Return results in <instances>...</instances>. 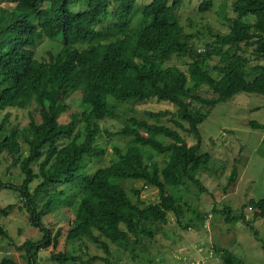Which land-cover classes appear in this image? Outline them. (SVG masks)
<instances>
[{"label":"trees","instance_id":"1","mask_svg":"<svg viewBox=\"0 0 264 264\" xmlns=\"http://www.w3.org/2000/svg\"><path fill=\"white\" fill-rule=\"evenodd\" d=\"M6 2L13 7L0 23V115L6 112L0 134L9 123V109L36 107L30 123L21 129L13 127L9 135L0 137V154L7 153L13 163H19L25 177L19 187L0 182V190L18 191L31 225L44 233L42 241L29 240L19 247H24L30 264H37L33 250L57 245L60 232L52 235L43 226L42 218L54 209L52 191L61 193L64 201L69 197L57 190L58 186L67 185V191H73L71 197L75 198L66 200L75 215L66 238H91L107 255L111 254L108 241L134 252L141 239L153 237L150 225L166 223L170 214L181 222L184 210L167 188L182 187L185 180L200 185L196 174L211 162L209 153L200 152V125L208 112L204 110L239 92L264 95V0H235L232 7L236 17L226 19L230 23L229 33L211 34L215 43L207 45L205 53L196 50L181 23L179 11L185 0H149L141 5L138 0H89L81 10L74 9L77 0H0V4ZM211 8L212 0H205L198 12ZM138 9L143 26L131 32L130 20ZM2 14L5 9L1 7ZM57 38L62 43L56 53L38 56L36 49L41 43ZM248 48H252V59L247 56ZM186 55L191 57L187 70L171 64ZM215 58L218 63L211 66ZM252 60L256 63L252 64ZM203 86L216 96L205 98L200 93ZM71 91L81 92L85 109L71 114L70 121L63 124L59 116L68 110L66 100ZM109 98L119 103H142L154 98L175 104L178 114L164 110L146 115H173L178 129L193 134L197 143L189 146L179 130L131 117L129 124L116 133L130 138L131 144L124 152L115 149L117 159L110 166L88 173V159L105 155V150L97 146L102 131L99 123L117 116L110 108ZM249 125L264 130L262 124ZM155 135L172 139L173 143L163 145ZM138 145L169 158L163 167L147 163L145 151ZM39 160L42 161L38 176L32 164ZM38 177L42 178L39 191L51 188L42 206L36 203L38 191L32 196L29 187ZM238 177L235 165L226 191L235 187ZM122 180H141L146 187H155L158 203L145 205L137 190L133 192L137 198L133 203L120 185ZM249 207L256 218H264V200L250 201ZM1 214L7 215V210ZM222 214L228 221L234 219L229 208ZM239 216L264 249V240L243 212ZM95 231L107 240H100ZM0 236L9 238L1 225ZM221 257L228 264L241 263L229 251ZM53 259L62 264H81L78 256L66 252L53 254ZM103 259L109 262L108 257ZM0 264L19 263L5 256Z\"/></svg>","mask_w":264,"mask_h":264},{"label":"rangeland","instance_id":"2","mask_svg":"<svg viewBox=\"0 0 264 264\" xmlns=\"http://www.w3.org/2000/svg\"><path fill=\"white\" fill-rule=\"evenodd\" d=\"M75 10L85 9L89 0H77ZM149 0H138L139 4ZM205 0H185L184 6L179 11L181 23L186 30V35L197 51L205 53L207 45H214L215 39L211 34L229 33L230 23L228 18H235L232 4L235 0H212V8L206 12H198L199 5ZM137 4V7H140ZM5 9V14L0 15V23L4 16L11 13L10 3L0 4ZM251 20V19H250ZM143 26L141 12L136 10L130 20V31L134 32ZM62 43L60 38L48 40L40 44L36 53L45 56L48 52L56 53ZM248 57L252 59V48H248ZM191 63V57H177L171 64H176L187 70ZM218 63L215 58L211 66ZM256 63L255 60L251 62ZM200 93L207 99H212L216 94L203 86ZM68 110L59 116L61 123L70 121V115L82 113L85 109L82 105L80 91H71L66 100ZM109 105L116 113L115 119H107L100 122L101 134L97 140V146L105 150V155L99 159H88V173L92 174L99 168L110 166L116 161L115 149L124 152L131 144L128 137L117 136L131 117L145 121L150 125H163L179 130L189 146L197 143L193 134L178 129L172 121L173 115L150 118L146 112H158L170 110L178 114L179 107L171 102H157L154 98L142 103H119L109 98ZM35 105L26 110L9 109L10 120L5 131L0 137L10 134V129H21L31 121V114L35 111ZM205 108H202V110ZM207 118L200 125V133L203 139L201 154L209 153L211 162L206 168L196 174L200 185L185 180L182 187H169L167 191L175 196L184 210L181 222L175 214L167 216L166 223L150 225L153 232L151 239H141L140 245L134 252L125 250L122 246L109 242L111 254L107 255L98 242L84 237L78 240H68L66 232L71 220L74 219V208L69 206L66 200H74L73 191H67L68 187L58 186L57 190L64 191L69 196L65 201L61 193L53 192V211L42 218L44 227L52 231V235L60 232L57 245L51 244L47 248L33 250L37 264H62L53 259V254L66 252L80 258L81 264H228L221 257L224 251L231 252L239 258V264H264V249L261 242L256 239L253 232L240 219L243 212L245 218L253 226L258 237L264 240V218H256L255 211L249 207V202L264 200V130L252 129L250 122L264 125V95L259 93L239 92L230 100L218 104L213 108L204 110ZM6 112L0 115V125ZM36 119L39 115L33 114ZM187 127V124H186ZM143 132V131H142ZM163 145L173 143L172 139L162 135L154 136ZM27 145L24 144L26 156ZM143 153L145 162H155L163 167L167 161V154H158L150 147L137 146ZM151 158V160L149 159ZM238 160V163H235ZM39 160L32 164V168L39 176ZM238 167L239 177L235 187L225 190L229 175L234 166ZM24 174L19 163L13 160L7 153L0 154V182L6 185L19 187L24 181ZM42 178L38 177L30 184V193L38 191L36 201L38 206L45 204L46 197L51 188L38 190ZM120 185L126 190L133 203L136 197L133 192H139V200L145 205L158 203V192L153 186L146 187L141 180H122ZM56 188V187H55ZM51 192V193H52ZM63 201V202H61ZM57 204V205H56ZM56 205V206H55ZM9 208H12L9 210ZM24 204L18 191L0 190V225L8 232L9 238L0 236V260L5 256L15 259L19 264H30L27 253L22 247L27 241L40 242L44 233L31 225L30 216L23 210ZM231 211V221H228L222 211ZM7 210V215L1 214ZM203 218V221H202ZM188 226V228H186ZM100 240H107L95 231ZM108 257V261L104 260ZM64 264H73L69 261Z\"/></svg>","mask_w":264,"mask_h":264},{"label":"built area","instance_id":"3","mask_svg":"<svg viewBox=\"0 0 264 264\" xmlns=\"http://www.w3.org/2000/svg\"><path fill=\"white\" fill-rule=\"evenodd\" d=\"M195 264H201L200 261H197Z\"/></svg>","mask_w":264,"mask_h":264}]
</instances>
